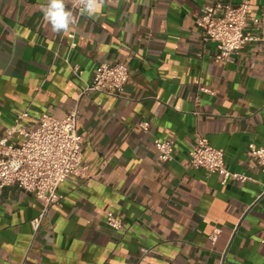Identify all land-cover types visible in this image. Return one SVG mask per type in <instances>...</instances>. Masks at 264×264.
Returning a JSON list of instances; mask_svg holds the SVG:
<instances>
[{"label": "crops", "instance_id": "obj_1", "mask_svg": "<svg viewBox=\"0 0 264 264\" xmlns=\"http://www.w3.org/2000/svg\"><path fill=\"white\" fill-rule=\"evenodd\" d=\"M215 1L104 0L90 18L67 0L75 23L56 33L46 0H0V138L25 109L37 124L77 105L91 174L60 185L63 198L37 231L43 203L3 187L0 264H264V174L248 153L250 143L264 147V41L218 59L197 23ZM251 7L264 18V0ZM249 30L264 34V22ZM105 62L129 66L121 95H81ZM199 134L251 179L223 182L191 166ZM156 137L173 143L171 160L158 159ZM108 211L123 229L107 223Z\"/></svg>", "mask_w": 264, "mask_h": 264}, {"label": "built area", "instance_id": "obj_2", "mask_svg": "<svg viewBox=\"0 0 264 264\" xmlns=\"http://www.w3.org/2000/svg\"><path fill=\"white\" fill-rule=\"evenodd\" d=\"M73 6L80 11L78 0ZM264 18L253 15L251 0L225 2L216 0L204 4L197 19L203 41L217 44L216 57L233 61L250 42H263L264 34H255L249 30L251 24H263ZM130 71L127 63H100L90 82L81 87V95L93 92H108L120 96L129 80ZM29 109L17 114L14 123L0 138V193L8 185H17L21 189L34 193L43 203L40 214L32 220L37 231L47 208L60 203L63 195L60 185L72 175L90 177L88 164L84 161L83 135L78 130L80 117L79 106H75L65 116L51 112L43 113L37 124L27 122ZM139 125L145 131L150 129V122L142 120ZM22 139L12 142L15 136ZM160 161L174 157V145L167 139H154ZM248 153L256 157L264 174V147L250 143ZM191 166L205 168L208 173H218L223 182L229 180L246 181L251 177L245 173L231 171L225 161L223 149L214 147L207 136L197 135L189 150ZM107 223L123 229L124 223L112 211L107 212Z\"/></svg>", "mask_w": 264, "mask_h": 264}, {"label": "clouds", "instance_id": "obj_3", "mask_svg": "<svg viewBox=\"0 0 264 264\" xmlns=\"http://www.w3.org/2000/svg\"><path fill=\"white\" fill-rule=\"evenodd\" d=\"M104 0H78L80 12L90 18L96 17L100 11ZM67 0H46L42 6L44 19L51 24L53 32H67L70 26L75 23L73 13L66 8Z\"/></svg>", "mask_w": 264, "mask_h": 264}]
</instances>
